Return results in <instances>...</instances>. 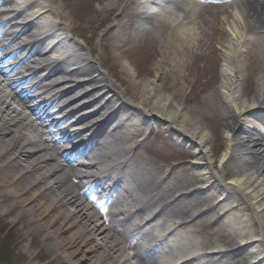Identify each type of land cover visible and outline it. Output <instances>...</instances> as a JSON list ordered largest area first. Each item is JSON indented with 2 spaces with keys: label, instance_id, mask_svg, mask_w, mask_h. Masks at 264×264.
<instances>
[{
  "label": "bare ground",
  "instance_id": "1",
  "mask_svg": "<svg viewBox=\"0 0 264 264\" xmlns=\"http://www.w3.org/2000/svg\"><path fill=\"white\" fill-rule=\"evenodd\" d=\"M234 10H236L235 14L231 15L232 20L228 24V32L230 31L228 45L222 54V80L225 86L222 85L221 88L224 89L222 94L225 100L217 101L215 97H211V100L209 99L201 108L208 111V115L217 116V113L223 121H226L227 142L219 160L218 173L208 172L211 171L212 164L207 154L200 150L189 153L190 157L198 160L197 163L195 162L197 166L193 167L194 171L197 169V172H200V175L190 179L184 177L168 179V176L160 175L154 170L152 174L139 159H124L118 162L113 158L118 154L123 157L128 155L129 148L125 147L127 138L122 132L121 125L116 124L111 115H108L107 122L96 120L101 113L109 114L108 108L113 103L118 104V108L122 110L131 109L128 111L129 115L131 114L129 120L124 122L129 128H145V125L148 126V120L157 115L185 132L191 145L196 144L197 148H201L208 142L203 128L194 123L188 111L184 110L185 108H182L175 98L165 95L155 98L158 87L153 82L143 84L142 93L137 84L130 82L123 84L124 90L120 91L105 74L101 73L103 79L101 75H97L89 82H93L94 89H101L102 86L101 90H108L110 99L103 100L99 97L90 103L84 102L80 107L81 111L93 109L89 112L91 116L81 117L82 121L92 117L96 120L93 126L87 129V133L92 135L91 131L94 127L95 135L111 138V142L119 145L117 154L111 153V156L104 159L107 162L109 175L117 182L126 177L142 198L149 199V201L139 199V207L128 215L136 216V219L141 221L144 214L151 213L153 208L154 213L150 214V219L143 222L145 226L150 225L157 214L163 215L168 222L165 224L164 221L162 227L168 224L171 239L168 248L174 251L175 259L180 260L181 264H251V261H254L252 264H264V256H261L264 255V247L260 250L259 246V242L264 243V134L257 130V127L251 128L241 123L247 115L256 116V110L264 99V74L261 71L257 77L260 80L257 84L259 92L254 99L251 102L241 101L236 89L237 79L241 78L243 71L240 63L243 54L239 51L242 33H237V28L239 32H243V26H250L252 22L241 19L243 22L239 24L238 16H244L247 10L244 7ZM250 10L254 11L252 12L254 14H261L256 20L264 17V2L257 8L250 6ZM60 19L64 18L60 16ZM253 56L264 70V44L258 52L253 51ZM87 64L83 71L80 67L76 68L73 76L84 75L88 78L91 74L89 71H93L94 65L89 61ZM78 85L80 89L83 88L82 84ZM136 92L141 95H137ZM124 93L132 94V99L140 101V105L145 109L132 106L129 108L124 100ZM88 95L89 93L84 92L80 100L87 99ZM144 102L150 103V106ZM139 111L149 112L151 115L144 121L142 119V125L139 124L141 119H137L136 117L139 116L135 114ZM133 117L136 122L131 123ZM201 118L209 119L204 115ZM36 121L39 122L38 118ZM28 122V118L23 113L16 112L9 101L0 97V192H4L7 196L4 202L0 201V209L5 211L1 210L4 216L14 214L16 219H20L21 213H27L25 216L27 221H30L28 224L39 227L42 237L52 239L54 252L59 257L63 255L60 258L65 264L86 262V257H78V260H75L78 254L63 249L67 242L64 244L60 236L68 231H73L70 241L79 240L78 243L84 249V253L91 256L90 264H127L121 242L104 231L100 217L75 192L77 185L74 186L71 181L78 180L76 169L69 166L64 168L62 165L50 166L47 164L50 162L47 156L41 157L42 168L37 166V162L29 163L20 158L18 151L29 146L25 138L32 134ZM110 123L116 127L107 134L104 128ZM12 126L16 128L15 132L8 129ZM34 134L38 146H41L38 135L35 132ZM122 164L130 169V175H126L125 172L119 174ZM97 165L98 162L89 163L84 168L88 171L86 178L92 180L89 186H96V189L102 193L103 190L94 175ZM203 169L208 171L203 172ZM65 170L69 171L68 175L63 173ZM226 175H230L229 184L233 190L223 189L218 184ZM153 181L154 183L151 184ZM194 184L201 186L207 184L205 185L207 188L187 187ZM186 189L187 191H184ZM126 194H129L128 189ZM231 196L237 197L231 200ZM6 203L9 204L8 207ZM211 214L216 215L214 220L210 217ZM169 217H174L177 221L166 220ZM253 218L255 223L252 221ZM58 222L60 224L53 229ZM30 228L33 230L32 227ZM49 229L54 231L49 232ZM197 235L202 236L199 242L195 241ZM209 248L211 251L204 253ZM137 263L144 264L140 259Z\"/></svg>",
  "mask_w": 264,
  "mask_h": 264
},
{
  "label": "rangeland",
  "instance_id": "2",
  "mask_svg": "<svg viewBox=\"0 0 264 264\" xmlns=\"http://www.w3.org/2000/svg\"><path fill=\"white\" fill-rule=\"evenodd\" d=\"M61 1L66 8H69L70 5H73V0ZM105 3H108V1H105ZM84 4H89V2L86 1ZM98 4L99 5H96L94 9H89L91 14L95 10V17L97 15L102 16L107 12L106 6L101 5L103 4V1L102 3L99 1ZM215 17H217L218 19ZM90 19L91 18L84 19V21L86 22L81 27L80 33L85 36L98 37L102 30L100 26V29L91 27V22H89ZM230 20L231 17L227 15L225 16L219 9L206 8L201 12L190 14L186 18V23L176 26L175 31L181 29L189 30V32L191 33V45H193L195 41L197 43V47L199 48L194 47L191 49L188 45L184 50V47L176 44L175 40H168L167 46L174 45L170 50V58H167L169 59L168 62L170 65L164 63L166 56L164 47L158 48V51L156 49L157 56L153 62L152 68L150 63H148L146 64V68L142 67L139 69L140 71H135L133 66L130 67V69L129 67H125L121 59H113L111 62L109 61L105 63V68H109L110 75L114 78H117V85H121L120 88L122 90H124L122 84H125L126 82L137 84L136 86L139 87L140 91L142 88V84L153 82L155 86L158 87L156 92L157 98L161 97V95L169 97L172 96V98H175L177 100V103L182 105V108H185L184 110L188 111L187 113L191 116L192 120L195 121L194 123L200 128H203L205 135L208 138V142L201 148V150L206 152L209 161L212 164L211 171H209L212 173H218V159L221 158L220 151L222 152L224 147H226V121H223V119L219 115H208V111H204L201 108L205 106L208 99H210L211 97H216L214 94L220 95L219 91L215 87L219 86L220 84L222 85V54L225 49L224 45L227 43L228 38L230 37L229 34L228 36L226 35V29H229L228 24ZM216 22L218 23L217 27ZM163 29H165L166 31L169 30V28ZM168 32H170V30ZM97 41L98 39L92 41V45L96 50V46L98 45ZM159 52L160 54H158ZM173 53H176V55L178 54L179 57H173ZM192 54H195L197 58L193 65L191 67H188L191 60L190 56ZM105 55L106 53H103V55L101 54L102 57H104ZM161 57H163L162 60H160ZM198 58L200 59L199 62ZM149 59L150 58H148V60ZM145 60L147 63L146 56ZM197 62L201 64L200 69L193 68L194 64ZM138 64L139 62H136L135 66H137ZM202 65L204 66L202 67ZM262 70L263 69H255L247 73V79L244 78V81L242 83L243 91L240 92V96L244 98L243 100L251 102V100L259 92L257 84L260 82V80L257 77L261 74ZM143 71H149L147 72V74H149V77H143L144 79L142 80H140L141 78H136L137 73L143 74L141 73ZM191 73H196V75H199L194 77V79H196V83L194 82V79L191 80L188 78ZM211 73L213 74V76L215 75V73H217L218 81L215 83L216 85L208 89L199 97V94L201 92L200 90H203L204 88L207 89L209 88V86H211H208L210 82H200V79L203 75L211 76ZM262 74H264V70L262 71ZM192 85H195L194 92H192V87L191 93L187 94ZM201 85H203L204 87H201ZM169 87L170 90L166 91V89ZM223 90L221 89V91ZM251 95L252 98H250ZM138 106H140L139 103ZM202 115H204L205 117H209V119L206 120L201 118ZM155 120L158 121L157 119ZM161 124H163V126L166 125V127L170 125L164 123ZM245 125H248V123L245 122ZM181 137H184V135L178 134L174 136V143H178V141H181ZM154 138L155 139L151 141V144L155 143V146L159 151L164 154H168L167 157L165 156V160L161 161L163 162L162 165H158V167L161 166L160 172L163 174H168L169 171L173 169L172 171L175 173V176L186 177L187 169L193 166L189 162H187L186 166H179L182 163L181 161H183V159L185 160L186 154H183V152H181L180 150H177L175 152V144H173L171 141L166 142L165 140L163 141L161 139L162 142H160V138L158 139L157 136ZM183 143L187 144L186 141H184ZM170 144L171 147L169 146ZM146 160L149 165H156L152 157H149L148 159L146 158ZM194 161L197 162L196 160ZM229 177L230 175H226L225 181L223 180L221 184L228 183ZM6 197L7 196L4 194V192H0V201L4 202ZM236 197H233V199H235ZM6 205L7 207L9 206L8 203H6ZM1 210L2 209H0V257L2 258V261L7 259V262H9V264H65V262L60 258L63 255L61 254V256L59 257L54 252L55 246L54 244L51 245L52 239L42 237V234H40L41 230L38 229L39 227L28 224V222L30 221H27V216H25L27 213H21L22 220H20L16 219L14 214L4 216L5 211L2 210L4 211L2 212ZM252 221L255 223L254 218L252 219ZM59 224L60 222H58V224L53 229H56ZM28 226L32 227L33 230ZM53 229H49L48 231L53 232ZM72 232L73 231H68L61 234L60 238L64 241V244L65 242H67V245H64L63 249H66L68 252H75L76 254H78L75 260H78V257H86V262H81L79 264H90L92 260L91 256L84 253V249L78 243L79 240L73 239V241H70V239H72ZM259 246L260 250H262L261 246H263V244L261 242L259 243Z\"/></svg>",
  "mask_w": 264,
  "mask_h": 264
}]
</instances>
